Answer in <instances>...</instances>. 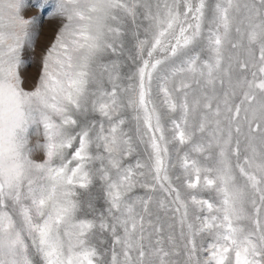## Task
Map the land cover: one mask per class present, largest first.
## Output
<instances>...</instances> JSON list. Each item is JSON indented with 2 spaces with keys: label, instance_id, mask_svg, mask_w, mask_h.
Returning <instances> with one entry per match:
<instances>
[{
  "label": "snow or ice",
  "instance_id": "6c2138e0",
  "mask_svg": "<svg viewBox=\"0 0 264 264\" xmlns=\"http://www.w3.org/2000/svg\"><path fill=\"white\" fill-rule=\"evenodd\" d=\"M0 264H264V0H0Z\"/></svg>",
  "mask_w": 264,
  "mask_h": 264
},
{
  "label": "rangeland",
  "instance_id": "374dc122",
  "mask_svg": "<svg viewBox=\"0 0 264 264\" xmlns=\"http://www.w3.org/2000/svg\"><path fill=\"white\" fill-rule=\"evenodd\" d=\"M35 14V13H33ZM56 29V22L54 20L45 19L42 23L38 24L37 31L39 33L37 40V52L40 51L47 43H49L53 37ZM36 67L34 66L29 70V76L36 74Z\"/></svg>",
  "mask_w": 264,
  "mask_h": 264
}]
</instances>
